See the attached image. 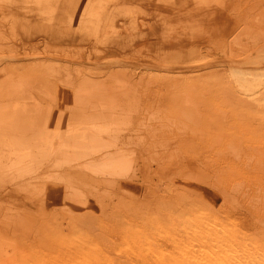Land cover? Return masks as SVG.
I'll list each match as a JSON object with an SVG mask.
<instances>
[{"label": "rangeland", "instance_id": "rangeland-1", "mask_svg": "<svg viewBox=\"0 0 264 264\" xmlns=\"http://www.w3.org/2000/svg\"><path fill=\"white\" fill-rule=\"evenodd\" d=\"M0 264H264V0H0Z\"/></svg>", "mask_w": 264, "mask_h": 264}, {"label": "bare ground", "instance_id": "bare-ground-1", "mask_svg": "<svg viewBox=\"0 0 264 264\" xmlns=\"http://www.w3.org/2000/svg\"><path fill=\"white\" fill-rule=\"evenodd\" d=\"M228 5V4H227ZM226 5V6H227ZM121 6H123V5H120V7ZM123 8H125L124 6H123ZM206 8V7H205ZM208 8V7H207ZM206 8V9H207ZM204 9V8H203ZM210 9H212V8H210ZM219 10V9H218ZM206 12H208L207 10H206ZM208 13H210V12H208ZM204 14H206L205 12H204ZM210 14H212V13H210ZM215 14V13H214ZM217 14V13H216ZM213 15V14H212ZM219 15V14H218ZM224 22V21H223ZM217 24H218V22H216ZM218 25H220V23L218 24ZM222 26V25H221ZM221 26H220V28H221ZM212 37V36H211ZM256 39V38H255ZM90 42V41H89ZM204 42V41H203ZM209 43V42H208ZM256 43V42H255ZM175 44V43H174ZM177 44V43H176ZM199 49V48H198ZM80 70V69H79ZM110 72H111V70H110ZM78 73V72H77ZM100 74V73H99ZM110 74H112V73H110ZM80 77H83V76H80ZM103 77V76H102ZM180 93V92H179ZM143 95V94H142ZM90 105H92V104H87V106H82V107H79L80 108V110H81V108H86V107H88V106H90ZM94 105V104H93ZM92 105V106H93ZM51 106V110L53 109L52 108V104L50 105ZM49 106V107H50ZM95 106H97V108H99L100 106L99 105H95ZM95 106H93L94 108H95ZM99 106V107H98ZM150 106V105H149ZM75 108V107H74ZM78 107H77V109H79ZM89 108V107H88ZM96 108V109H97ZM70 110L72 109V107L71 108H69ZM68 109V110H69ZM89 109H93V108H89ZM46 110V109H45ZM49 110H50V108H49ZM48 110V111H49ZM51 110H50V114H51ZM83 110H85V109H83ZM95 110V109H94ZM101 110V111H100ZM40 111V110H39ZM47 111V112H48ZM54 111V110H53ZM63 111H66V112H68L67 111V109L66 110H63ZM62 111V112H63ZM77 111V110H76ZM103 111V107L101 106V108H99V111H98V116L100 117V112H102ZM104 111H106L105 110V108H104ZM103 111V112H104ZM42 112V111H41ZM40 112V113H41ZM47 112H46V114H47ZM55 112H56V110H55ZM54 112V113H55ZM61 111H60V113H61V115H63V113H62ZM65 112V113H66ZM88 112H89V110H88ZM87 112V113H88ZM102 112V113H103ZM108 113H109V115L106 113V112H104L105 114H107L106 116L108 117L109 116V118H110V111H107ZM39 113V114H40ZM49 113V112H48ZM53 113V112H52ZM58 113V111L56 112V114ZM90 113H92V111L90 110ZM90 113H88V114H86V115H88V117H91V116H93L94 115V112H93V115H91L90 116ZM143 113V112H142ZM50 114H48L49 116H50ZM55 114V115H56ZM54 115V114H53ZM60 115V114H59ZM58 115V116H59ZM66 115H67V113H66ZM78 115V114H77ZM77 115H75L76 117L75 118H77ZM83 115L84 116H81L82 118H84V120H85V113H83ZM80 116V115H79ZM94 116H96V115H94ZM101 118H103V116L105 117V115L103 114H101ZM62 117V116H61ZM61 117H59V118H61ZM107 117H105V119H108ZM112 117H113V115H112ZM47 119H48V117H46ZM53 118H55V116L53 117ZM64 118H67V116L66 117H64ZM71 118V117H70ZM82 118H80V117H78L77 119L79 120V119H82ZM39 119V118H38ZM52 119V118H51ZM58 119V118H57ZM86 119H89V118H86ZM104 119V118H103ZM102 119V120H103ZM41 120V119H40ZM42 120H44V119H42ZM41 120V121H42ZM62 121H63V119H61ZM69 120H72V119H69ZM74 120H76V119H74ZM37 121V120H36ZM53 121V120H52ZM55 121V120H54ZM65 121H66V119H65ZM39 122V121H38ZM37 122V123H38ZM47 122V121H46ZM51 122V121H50ZM36 123V122H35ZM43 123V122H42ZM187 131V130H186ZM169 136V135H168ZM170 138H172V139H176L177 137L178 138H182V139H184V140H186L187 139V137H185V136H183V135H171V136H169ZM114 153V152H113ZM112 153V154H113ZM111 154V153H110ZM108 157H110V156H108ZM132 157L130 158L129 156H127V155H125V154H123V153H121V154H119L116 158H115V156H114V158H112V159H110V165H109V169H108V174L107 175H110L113 179H114V182H116L117 180L118 181H120L119 179H121V181H122V184L123 185H128V184H132V177L133 176H129V177H125L126 175H125V172L123 173L124 175H122V172L125 170V171H127V170H131V164H132ZM109 161V160H108ZM107 161V162H108ZM134 166V165H133ZM162 167V166H161ZM164 167V166H163ZM127 169V170H126ZM165 170V169H164ZM163 171V170H162ZM159 172H161V170L159 171ZM168 172V169H166L165 170V172H164V174H166ZM161 174V173H160ZM123 177H122V176ZM130 175V174H129ZM161 175H163V174H161ZM161 177V176H160ZM162 178V177H161ZM163 179V178H162ZM166 179H167V177H166ZM118 183V182H117ZM134 184V183H133ZM95 186V185H94ZM134 186H138V184H135ZM61 194V193H60ZM223 194V196H224V193H222ZM50 195H52V194H50ZM56 199V198H55ZM55 201V200H54Z\"/></svg>", "mask_w": 264, "mask_h": 264}, {"label": "crops", "instance_id": "crops-1", "mask_svg": "<svg viewBox=\"0 0 264 264\" xmlns=\"http://www.w3.org/2000/svg\"><path fill=\"white\" fill-rule=\"evenodd\" d=\"M107 24H108L107 26L109 28L108 32L112 36L107 38V37H104L103 35H101V36L97 37V38H99V39H97V41L103 40V45H106L108 47L116 48L117 50H122V49L127 50L129 48L128 45L130 44V42H132V40H133V44H134V40L140 36V34L138 32H136L135 36H133V38H130V39H123V37H113L114 35L112 34L111 31H113L117 27L118 24H122V21L120 19H118L116 22V17H110V22H108ZM49 28L53 29L54 26H49ZM67 30L68 31L63 30L62 32H54L55 38L52 40V42L64 43V44H66L67 42L75 43L77 40L78 33L74 32L71 29H67ZM73 34L75 35L76 38L73 36ZM79 35H80V37H78L79 38L78 41L85 42V39H92V41H93V34L92 33H91V35H87V37H85V34L82 35L79 33ZM65 41H67V42H65ZM89 41L90 40H88V42ZM81 42H79V43H81ZM131 46H133V45H131Z\"/></svg>", "mask_w": 264, "mask_h": 264}]
</instances>
